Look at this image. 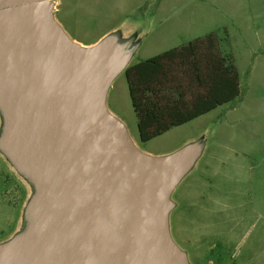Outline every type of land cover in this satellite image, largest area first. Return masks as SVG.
<instances>
[{
	"label": "water",
	"instance_id": "95a60500",
	"mask_svg": "<svg viewBox=\"0 0 264 264\" xmlns=\"http://www.w3.org/2000/svg\"><path fill=\"white\" fill-rule=\"evenodd\" d=\"M50 0H0V149L35 185L29 229L0 264H186L166 228L169 194L197 159L139 151L104 109L129 54L72 43Z\"/></svg>",
	"mask_w": 264,
	"mask_h": 264
},
{
	"label": "rangeland",
	"instance_id": "374dc122",
	"mask_svg": "<svg viewBox=\"0 0 264 264\" xmlns=\"http://www.w3.org/2000/svg\"><path fill=\"white\" fill-rule=\"evenodd\" d=\"M261 11L264 0H143L128 14L138 26L122 46H114L129 54L126 66H132L211 33L224 32L228 42L239 98L146 142L137 138L122 72L104 95L105 111L121 121L142 153L167 156L186 146L199 150L200 159L168 197L176 204L171 240L187 254L186 264H264V188L256 183L258 169L264 172V113L259 112L257 87L248 83L253 58L264 53L258 43ZM112 24L108 20L94 26L78 15L65 19L70 37L81 44L92 42L102 26ZM4 126L0 111V139ZM36 194L33 182L0 149V245L33 224L25 210Z\"/></svg>",
	"mask_w": 264,
	"mask_h": 264
},
{
	"label": "trees",
	"instance_id": "16d2710c",
	"mask_svg": "<svg viewBox=\"0 0 264 264\" xmlns=\"http://www.w3.org/2000/svg\"><path fill=\"white\" fill-rule=\"evenodd\" d=\"M124 81L139 142H146L239 98L224 32L126 66Z\"/></svg>",
	"mask_w": 264,
	"mask_h": 264
},
{
	"label": "crops",
	"instance_id": "0c3cea01",
	"mask_svg": "<svg viewBox=\"0 0 264 264\" xmlns=\"http://www.w3.org/2000/svg\"><path fill=\"white\" fill-rule=\"evenodd\" d=\"M143 0H50L52 4L51 17L57 26L61 29L64 35L74 44L83 47L91 48L101 42L102 40L108 39L112 42L113 46H122L126 41L131 30L138 26V22H132L128 20V14L131 8H138ZM71 2V4H70ZM115 4H111L114 3ZM77 16L78 18H86L91 20L94 26L98 23L109 22L113 23L110 27L102 26L103 30L100 32L98 37L92 42L87 44L78 43L76 40L72 39L69 35L70 28L65 26V19L68 16ZM262 18L260 20V36L259 45L261 50H264V11L259 12V16ZM249 73H248V83L249 87L255 85L258 90V101H259V112L264 113V53L253 58ZM108 112V111H107ZM112 117L117 119L111 112H108ZM130 140V139H129ZM134 145V143L130 140ZM135 146V145H134ZM145 154V153H144ZM238 155L247 156L244 153H237ZM147 155V154H145ZM150 156V155H149ZM151 157H163V156H151ZM200 154L195 161L200 159ZM250 170V169H249ZM184 177V176H183ZM257 186L258 188H264V172L262 169H258L257 172ZM248 188H252L250 182V177L248 180ZM170 202V209L166 215V228L168 236L171 240V214L176 206L175 203ZM172 241V240H171ZM172 243L177 247L179 251L183 253L185 259L187 260V254L182 251L178 246L172 241Z\"/></svg>",
	"mask_w": 264,
	"mask_h": 264
},
{
	"label": "bare ground",
	"instance_id": "6f19581e",
	"mask_svg": "<svg viewBox=\"0 0 264 264\" xmlns=\"http://www.w3.org/2000/svg\"><path fill=\"white\" fill-rule=\"evenodd\" d=\"M3 160H5V159H3ZM6 163V162H5ZM9 167V166H8ZM21 178V177H20ZM27 184V183H26ZM28 185V184H27Z\"/></svg>",
	"mask_w": 264,
	"mask_h": 264
}]
</instances>
